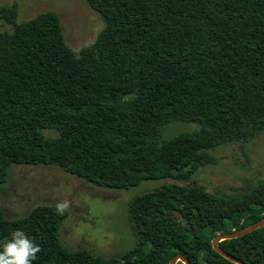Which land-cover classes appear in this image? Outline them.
I'll return each instance as SVG.
<instances>
[{"label":"trees","instance_id":"trees-1","mask_svg":"<svg viewBox=\"0 0 264 264\" xmlns=\"http://www.w3.org/2000/svg\"><path fill=\"white\" fill-rule=\"evenodd\" d=\"M104 23L78 56L51 11L16 23L0 7V187L13 164L54 165L93 186L127 190L170 180L129 203L135 245L100 258L59 239L67 212L38 205L5 219L38 246L31 264H235L211 240L264 218V180L229 194L184 184L225 144L264 131V0H86ZM175 122L191 132L161 140ZM46 133H53L48 136ZM264 264V227L218 244ZM176 264H182L177 262Z\"/></svg>","mask_w":264,"mask_h":264},{"label":"rangeland","instance_id":"rangeland-1","mask_svg":"<svg viewBox=\"0 0 264 264\" xmlns=\"http://www.w3.org/2000/svg\"><path fill=\"white\" fill-rule=\"evenodd\" d=\"M13 4L17 24L40 13L54 12L64 42L75 56L93 44L104 27L86 0H0V7ZM11 30V25L0 20V31ZM197 127L193 123L169 124L162 130L161 140ZM210 154L215 162L199 167L184 184L202 186L208 193L229 194L236 192L245 179L264 180V131L243 147L225 144ZM167 182L170 180L143 181L127 190H112L93 186L58 166L13 164L0 187V213L11 220L27 215L38 205L62 208L67 212L59 226L62 245L106 259L119 256L136 243L128 215L131 200Z\"/></svg>","mask_w":264,"mask_h":264},{"label":"clouds","instance_id":"clouds-1","mask_svg":"<svg viewBox=\"0 0 264 264\" xmlns=\"http://www.w3.org/2000/svg\"><path fill=\"white\" fill-rule=\"evenodd\" d=\"M39 251L37 245L20 229L0 241V264H31Z\"/></svg>","mask_w":264,"mask_h":264},{"label":"water","instance_id":"water-1","mask_svg":"<svg viewBox=\"0 0 264 264\" xmlns=\"http://www.w3.org/2000/svg\"><path fill=\"white\" fill-rule=\"evenodd\" d=\"M264 227V218L257 221L256 223L250 225L247 228H244L242 230L239 231H230L227 233H222V234H218L216 235L212 240H211V246L212 248L219 253L220 255H222L223 257L227 258L229 261L235 263V264H243L240 260H238L237 258H234L231 255L226 254L224 251H222L218 244L223 241V240H229V239H234L240 236H243L255 229ZM177 262H181L182 264H189L187 258L180 253L175 254L170 261L168 262V264H176Z\"/></svg>","mask_w":264,"mask_h":264}]
</instances>
